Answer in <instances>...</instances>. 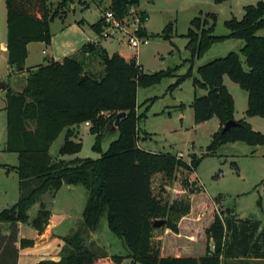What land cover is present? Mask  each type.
Returning <instances> with one entry per match:
<instances>
[{
	"label": "trees",
	"instance_id": "obj_1",
	"mask_svg": "<svg viewBox=\"0 0 264 264\" xmlns=\"http://www.w3.org/2000/svg\"><path fill=\"white\" fill-rule=\"evenodd\" d=\"M5 1L8 61L18 72L29 74L22 90L5 88V149L17 153L19 163L3 166L18 173L20 195L12 207L0 211V264H18L19 223L29 222V210L39 201L40 208L31 224L39 233L44 232L51 211L41 197L48 192L54 197L64 183L82 184L88 191L82 224L63 238L65 244L58 260L43 259L36 264H98L99 259L108 257L107 250L92 240L103 215L111 231L130 251L131 262L127 264H221L222 256L264 260L261 221L241 218L233 210L221 212L205 197L195 175L202 158L194 156L187 162L171 153L145 150L138 144L137 128L142 118L137 113L138 87L156 84L171 75L172 70L146 73L136 57L109 54L92 41L61 60L51 59L26 68L28 44H50V22L59 10L51 13L50 0ZM73 1L61 0L59 7L65 8ZM140 1L110 0L105 11L124 18L132 7L140 6ZM103 14L91 25L96 33L102 31ZM142 14L145 23L148 14ZM216 19L215 13L192 19L186 34L191 59L201 58L216 42L239 38L245 42L241 51L249 68H244L236 51L200 65L194 84L207 93L196 96L192 102L195 121L201 123L212 117L220 121L208 146L210 152L228 142L264 145L262 132L253 129L246 119L235 118V100L224 82L228 76L248 92L247 116H264V35L258 34L264 29V0L246 6L242 19L227 20V35L214 33ZM172 29L171 23L164 35L169 36ZM140 34L147 35L145 27ZM90 56L101 59V74L95 75L86 68ZM189 75L179 78L175 85ZM123 111L126 115L116 126V116ZM233 119L237 125L223 130L226 122ZM87 122L96 135V150H101L102 140L108 134L118 133L101 157L65 160L51 155V146L63 131L65 141L59 153L80 152L82 142L73 136L77 135V127ZM203 205L211 210L210 214ZM158 220L165 222L155 225ZM1 222H8L7 232ZM34 242L21 239V246H32ZM112 259L121 264L123 257L113 255Z\"/></svg>",
	"mask_w": 264,
	"mask_h": 264
},
{
	"label": "rangeland",
	"instance_id": "obj_2",
	"mask_svg": "<svg viewBox=\"0 0 264 264\" xmlns=\"http://www.w3.org/2000/svg\"><path fill=\"white\" fill-rule=\"evenodd\" d=\"M61 0H50L49 7L53 14L57 9L59 14L50 22L52 38L50 44H32L26 68L34 67V63H46L48 59L61 60L74 53L83 44L91 40L95 31L91 25L97 22L105 9L109 7L110 0H74L65 8L59 7ZM262 0H227L217 3L215 0H141L143 11L148 14L144 26L148 31L149 44L139 48H131L123 36H117L103 42L108 46L110 53H121L127 57H136L142 65L144 72L152 73L159 70H172V74L164 77L160 82L143 87L137 91V113L142 115L138 122L137 133L141 148L152 151L183 154V159L191 162L194 156L202 158L195 175L200 186L204 189L207 199L218 203L217 209L228 213L233 210L239 217L263 219L264 221V145L252 146L244 141L228 142L220 145L217 150L210 152L208 146L212 137L220 128L217 117L197 123L194 118L192 102L196 96H203L207 90L196 86L194 79L199 77L197 68L215 58L227 55L231 51L240 53L245 69H248L246 56L241 49L245 42L239 38H227L222 42L214 43L206 53L198 59L192 60L191 52L186 47L188 33L192 19L201 16L205 18L208 13H215L216 35H227L230 30L225 22L233 17L242 19L245 7L256 5ZM173 24L169 36L164 35V29ZM8 34L7 8L5 0H0V163L18 162L16 153L5 151L7 141V112L6 94L7 86L14 90H22L26 84L28 71L18 72L8 61L7 52L3 49ZM264 35V29L258 32ZM119 37H122L120 40ZM46 49V53L42 52ZM48 57V58H47ZM86 68L99 75L104 69L102 61L97 56L86 59ZM24 73V74H23ZM187 76L180 84L175 85L179 78ZM225 85L235 100V115L237 119H246L253 129L264 134V116L250 117L246 115L248 107V92L230 77L225 76ZM90 126V125H89ZM81 124L77 127L74 140L82 142V149L76 154L61 155L60 147L65 141L66 131L54 141L50 153L53 157L65 160L80 158H99L109 149L112 141L118 138L117 132L108 134L101 143V150L93 148L96 135L91 133L90 127ZM6 185L14 195V201L19 199L18 174L12 173ZM13 176V177H12ZM3 177L0 175V184ZM70 186V184H69ZM66 188V187H65ZM174 185L171 192L175 191ZM88 191L84 185L79 184L73 189H64L57 195L56 206L65 214L71 215L72 222L76 217L82 216ZM171 200L172 194L169 195ZM262 204H259V200ZM41 200L48 207L52 204V194H44ZM15 202H11L9 207ZM39 203H36L29 214H37ZM205 212L211 210L206 206ZM208 208V209H207ZM78 222L77 225H81ZM93 243L109 252L110 256L99 259L98 264H117L113 255L123 257L121 264L131 262L130 253L123 240L114 234L108 226L106 215H103L98 229L93 233ZM255 264H264L260 260Z\"/></svg>",
	"mask_w": 264,
	"mask_h": 264
},
{
	"label": "crops",
	"instance_id": "obj_3",
	"mask_svg": "<svg viewBox=\"0 0 264 264\" xmlns=\"http://www.w3.org/2000/svg\"><path fill=\"white\" fill-rule=\"evenodd\" d=\"M81 1H83V0H81ZM5 3H6V1H5ZM139 7L143 10V7L141 5ZM145 30L148 34L146 27H145ZM95 35H96V32H95ZM95 35L91 38V40L95 37ZM91 40H89V41H91ZM108 40L109 39L101 41L100 45L102 47H104L108 51L109 54H113V53L109 52L108 46L103 43V42H106ZM33 43H34V47L37 43L45 44L44 42H31V43H29L28 44V57L26 59L25 64H27V60H29L30 55L32 53L31 47H32ZM79 48H77L74 51V53ZM3 49L7 52V55H8L7 39H6V42L3 43ZM42 52L45 54L47 51H46V49H42ZM121 55H123V54H121ZM123 56L127 59L130 58V57H127L125 55H123ZM48 60H51V59L49 58ZM39 64H42V63H40V62L34 63V66H37ZM224 81H225V78H224ZM20 90H17V91H20ZM250 117H255V116H250ZM235 118L237 119L236 115H235ZM85 125L89 126V124H87V123H85ZM5 148H6V146H5ZM4 150L6 151V149H4ZM10 153H13V152H10ZM17 156H18V154H17ZM18 163H19V160H18V162L10 163V164L9 163H0V175L3 177V179L1 180V184H0V211L4 210L6 208H10L16 203L14 201L15 200L14 195L10 193V190L8 189V187L6 185V180L11 175H13L12 173L16 172V170H13V169L9 170L7 167H4L3 165L8 164L11 166H17ZM18 177H19V175H18ZM17 184L19 187V180H18ZM78 185L79 184L74 185V187H71V186H69V184L64 183L62 185V187L57 191L55 196L53 197L52 204H50L49 207H48L47 203L45 202L47 208L51 211V217L49 219V224L46 226L43 233H39L38 230H36L31 224V221L33 220V218H35L36 215L33 216V215L29 214V218H30L29 222H20L19 223L18 264H36L37 262H39L40 260H43V259L58 260L61 257V250L65 244V241L63 238L65 236H67L70 232H72L73 230H75L79 227V225H77V224H78L79 220H80V222L83 221V217L78 216V217H76V220H74V222H72L73 217H71V215H69V214L63 213L61 211V209L58 208V206H56V199H57V195L60 193V191H63L66 188L67 189H73V188H76ZM11 202H15V203L9 207V204ZM37 203H39V206H38V210H39L41 202L39 201ZM217 206H218V203H216V207ZM38 210H37V212H38ZM81 212L83 214V211H81ZM246 218H249V217H246ZM250 219H252V218H250ZM257 220H260L262 223L260 230H264L263 219H257ZM1 224H2L3 230L5 232H7L8 231V222H1ZM21 239H33L35 242L32 246H21ZM92 240H95V238L92 237ZM108 254H109V252H108ZM109 256H110V254H109ZM260 260H262V259H258V258H254V257L232 258V257L222 256V263L221 264H255L256 262H258Z\"/></svg>",
	"mask_w": 264,
	"mask_h": 264
},
{
	"label": "built area",
	"instance_id": "obj_4",
	"mask_svg": "<svg viewBox=\"0 0 264 264\" xmlns=\"http://www.w3.org/2000/svg\"><path fill=\"white\" fill-rule=\"evenodd\" d=\"M142 11L140 7H132L130 13L124 18H117L111 10L105 11L102 31L96 33L91 41L100 44L103 40L123 36L131 48H139L142 45L149 44L148 35L140 34L145 24ZM119 39L121 40L122 37H119ZM177 157L183 159V154L178 153ZM106 264L108 263L106 262Z\"/></svg>",
	"mask_w": 264,
	"mask_h": 264
},
{
	"label": "water",
	"instance_id": "obj_5",
	"mask_svg": "<svg viewBox=\"0 0 264 264\" xmlns=\"http://www.w3.org/2000/svg\"><path fill=\"white\" fill-rule=\"evenodd\" d=\"M83 79H84V76H82L80 78V82ZM0 87L1 88H4L5 87V83L4 82H0ZM125 115H126V112H124V111L123 112H120L119 114H117V116H116L117 119H116V123H115L116 126L119 124L120 119L122 117H124ZM234 125H237L236 120H234V119L233 120H230V121L226 122V124L223 127V130H228V129H230L231 126H234ZM70 186L71 187H74V184H70ZM164 222H165V220H158V221L155 222V225H162V224H164Z\"/></svg>",
	"mask_w": 264,
	"mask_h": 264
}]
</instances>
